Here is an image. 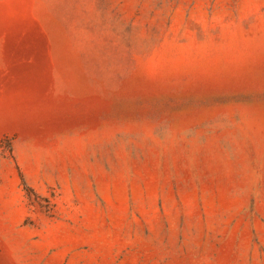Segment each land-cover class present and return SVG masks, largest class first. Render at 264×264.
Masks as SVG:
<instances>
[{
    "label": "rangeland",
    "instance_id": "obj_1",
    "mask_svg": "<svg viewBox=\"0 0 264 264\" xmlns=\"http://www.w3.org/2000/svg\"><path fill=\"white\" fill-rule=\"evenodd\" d=\"M0 264H264V0H0Z\"/></svg>",
    "mask_w": 264,
    "mask_h": 264
}]
</instances>
